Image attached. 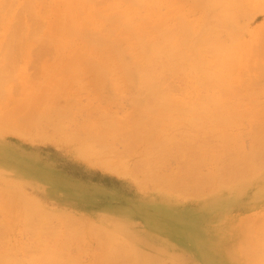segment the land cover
<instances>
[{
	"label": "rangeland",
	"instance_id": "374dc122",
	"mask_svg": "<svg viewBox=\"0 0 264 264\" xmlns=\"http://www.w3.org/2000/svg\"><path fill=\"white\" fill-rule=\"evenodd\" d=\"M171 1L172 0L163 1L164 3L162 4L165 6H162L161 8L162 13L168 14ZM182 1L183 2L180 3L181 5L177 7L176 21H179V17H181L182 19L185 18L184 22H187L188 19L203 23L206 22V18L208 16L207 13L209 10L204 7H198V4L202 1L199 3L197 2L198 4L194 6L193 4L195 3V0ZM20 3L17 6L16 14L17 17H19L18 21L21 23L18 24L19 22L17 21L16 17L10 26V36L13 39L15 37L16 39L13 40L8 35V37L6 38V40L8 39V41L9 39L12 40L11 42L14 45H17V43H15L14 41H19V38L17 39V36L19 34L21 35V33L23 32L22 30H25V26L30 25L31 27V24L35 23L33 24L34 26L32 25V28H35V30H37L41 26V23L43 24V22H41L40 20L38 21L37 18L33 19L34 17L31 16L26 9L27 6L25 5L24 7L23 0H21ZM246 3H252L250 4L252 6L248 7L249 10L252 9V11L250 10L251 14H249V10V13H247V10L245 9L244 13L237 16L238 19H236L235 22L237 21V24L239 22V25L237 26L236 23H232V27L235 30V33H232V36L231 34L229 35L225 33H223L224 36L221 34L218 36L219 38H221V36L223 37L222 41L225 42L224 44L232 45V40L229 38L233 39V36L235 34V36L237 35L235 37L237 38V40L234 39V41H236L233 43L235 48H238L237 45L239 46L241 42L245 45L248 44L249 46H247L250 47L255 40V35L258 32L263 31L264 6L253 10L254 6L258 4V2L251 1ZM22 11L25 14L22 13ZM220 11H223L222 7H220ZM28 17H32L31 19L33 20V22ZM199 17H201V19ZM21 19H24V24ZM14 21L16 22V24L14 23ZM38 23L40 25L39 27ZM205 24H207V22ZM14 25H17L16 29ZM18 25L23 27H19L18 29ZM36 27L38 28L36 29ZM16 32L19 34H16ZM240 33L241 35H238ZM20 35L18 37H20ZM226 35L228 36L226 37ZM262 36L263 39L260 42L264 44V34ZM229 41L230 44L228 43ZM12 43L10 44L9 42L10 46H7L12 47ZM6 44L8 43L6 42L5 45ZM35 44L32 47L33 49L35 47L33 52H35V50L37 49L38 50L36 52L37 54L32 52L35 55H32V58L27 59L26 53L21 51L23 49L20 50V48L18 49L16 48V46L15 48L17 50L13 47L16 51H13L12 48V51L15 52L16 55L9 50L10 48L8 49L9 53H13V56L15 55V57L12 58V54L11 57H9L10 54L6 49L8 47H4L5 49H2V53L0 54L2 55L0 56L1 58H3L4 54H7L8 58L5 57V59H10L11 61H5H7L8 64L12 63L13 65L11 64L9 66L8 64H5V67H9L11 69L13 66L12 71L16 72L14 76L15 78H17V80L14 79V81L16 80L17 82H14L11 85L12 91L9 94L10 100H0V165L2 166L0 168H5L0 169V193H2L0 198L3 196L2 191L8 193L9 196H12L10 195L11 190H9L8 187L13 189L14 186H18L22 192L21 196L24 195L23 197H26L37 203L46 212V214L48 212L49 215H40L39 218H37L36 216L37 219L34 217V219H36L34 226H38L39 229L38 234L34 235V233H32V231L28 228V226L26 227V219H21L22 211L25 212L26 210L24 209L26 207L23 208L20 206V204L23 203V198L18 199L15 195H13V197L11 198L13 201L10 205L11 207H7V209L5 208V211L2 208L0 201V225L3 223L5 225L7 224V222L9 225H6L8 228H6V226L4 227V225L0 226V232L2 231L4 234V236H1L3 234H0V236L2 237V240L0 239V246L2 242V246L5 245L6 247V249L4 248L5 251L9 250L8 252L11 253L13 251H16L15 253L13 252L15 257L16 254L18 256V253H20L18 259L20 258L19 260H24V257L27 256L22 254L24 251V253H26V248L24 250V248L21 247L23 243L25 245V243L28 242L30 245V241L33 242L34 240H37L38 242L36 241L34 243L41 245L42 243L40 240L43 239L42 241H44V243L48 245V249L52 245L51 242H53V240L55 241V244L57 242L63 244L65 243L64 241H67L70 238L73 240H69V244H71V247L74 250L71 254L72 257L74 256V253L76 254L75 257H77L76 260L78 264H94L96 260L100 264H123L124 262V264H126L130 259V256H133V254L131 252L127 253L131 254L128 255V257L127 255L123 256V254H119L118 252L113 251L114 253L119 254L116 257V254H114L110 250L111 243H108L109 245L107 244L108 240L103 241V239H100L103 238L101 236L98 240H101L103 242L96 241L99 234L90 229V224H97L99 226L101 225V227H105L107 231L118 228V230L115 231L116 241L121 245L123 243V245L129 244V248L131 249V251H133L134 254L135 252L139 253L141 255V261L139 262V264H264V247L262 246L264 244V167L262 169H258L257 173L255 171L253 173L254 176H252L253 174H251L250 176H248L249 178L247 177L242 180L240 179L238 183L236 181L235 183L237 184L233 183V185H230V187H218L217 185H215L212 187L213 189L210 188L206 191L203 190L205 192L202 191V196L198 197L193 195L192 190V193L188 191L189 189H192L189 186L180 185L183 187L178 186V188H182L178 189L176 187L170 188L168 184V186H158V184V188L155 182H151V185L149 184V182H147V184H149L148 186L146 182H144V180L141 178V175L137 173L132 175L131 173L133 172L129 171V168L132 169V167L137 162L139 153L143 149V143H140L139 146H136V148L134 147V149L133 147H130V145H127L128 142L126 143L125 139L124 141L122 139V142L121 140L118 141L116 138L112 139L113 135H109L107 136V138H105L107 142L104 139L103 142H100V144L106 143L105 146H109V148L105 147L103 144L101 145H103L104 147H100V140L96 139L98 143L96 142V144H94L95 138H92L94 136H91L92 139L88 138L89 141H87L88 135L86 134L92 131L90 133L93 134L96 132V136L99 132L106 129L105 126L108 125H104L108 121L106 120V118H104L106 117V114H110L107 118L112 121L116 119L128 120V116L132 115L134 110H136L137 108L136 106L140 105L138 109H143L147 106H144V104L147 103L146 99L149 98V94L144 92L147 95H144L142 97L141 93L139 95L142 97L141 98L137 95L138 93H140L137 92L139 91L138 87H136L135 85L126 86V79L123 76V70H115V72H113L114 74L111 72L107 73L105 76L109 79L107 81V84H105L102 89L96 88L95 85H93L94 82L92 80L94 79V75L92 73L82 70L79 74V71H77V77L79 79L76 81H80L79 83H82L81 85L79 83L67 85L66 83L60 88H51L53 89L54 93H66V91L71 93L69 94V96L64 95L58 97L55 103L51 104V109L40 107L39 104L35 101L31 104L30 108L20 109V112L16 111L18 112L17 114H20L19 117L21 118L23 116H27L31 110L35 112H33L35 114L34 116L37 119L39 118L37 120L38 126L33 127L34 125H27V120L17 119V114H14L12 112L15 111L17 107H19V103L22 102L25 96L33 95L34 93L31 85L30 89L26 90L24 88L25 84L22 81V73H25V75H28L29 77L32 75L34 78V76L39 74L40 72V74L36 77L48 78V76H46L47 71L44 69L43 64L60 65L61 63H63V61H65L64 54L60 52L54 53L52 50L50 51L53 53H50V51L48 50L49 48H47L45 44L38 43L36 44L37 46ZM120 47L124 50L125 53V44L121 43ZM75 49L76 45L74 43H70L66 55L73 54ZM40 52L45 53L46 55L42 54V57ZM258 58L259 60H264L262 59L264 58V55H262V58L261 56ZM12 59H14L13 62L17 67H15ZM35 59H38L39 61H36ZM2 66H4V64L0 62V68ZM14 68L17 69L14 71ZM257 71L258 70L254 72V75H252V79H255V82L261 83V85H263L264 76L256 78ZM54 72H61V70L58 69ZM179 72H181V70ZM181 73L183 74V71ZM131 74H129L127 77H138L136 72H131ZM182 74L181 76H179L180 74H178L179 78L183 77L180 79L177 75V77H173L175 76L174 74H172L171 77L169 76L170 78L168 77L167 80L168 84L166 82V89H171L169 91H172L171 93L175 97L183 98L186 102L187 99L192 98L193 94L190 90V87H188V81H185L187 79V71L185 70L184 76ZM242 75L243 74L233 73L229 79H231V81L233 82H239L241 85L242 82L248 80L247 78L248 76H251V73L244 72V75H247L245 77ZM36 77L34 79H36ZM184 77L186 78L185 80H183ZM114 82L118 84L115 86ZM15 85L19 86L20 89H18L20 91L16 90L17 86ZM66 85L68 87H66ZM132 87L137 88V91ZM38 88L39 86L36 87V89ZM101 90H103V92ZM13 91L19 92H17L16 95V93H13ZM215 91L216 90H213L211 92ZM135 93L136 96H138V99L136 98ZM203 93L209 94V92L205 88L201 89L200 91V94L203 95ZM256 93L259 92L256 91ZM117 94L119 95V97L117 96ZM242 96L245 98H242ZM247 96L248 95L246 92H242L241 95H239L238 93L237 95V97L241 98L243 101L248 100ZM74 98L76 100H74ZM132 99H135V101L137 99V103L135 101H132ZM256 99L258 101L256 107H259V109L261 110V108L264 107V94L256 96ZM149 100L150 99H148L147 101ZM11 101H14V103L10 104ZM60 105H63L65 108ZM69 105H72L70 106L71 108L69 107ZM242 105L247 106L246 103H243ZM59 108H61V111L59 110ZM52 109H55L53 111H56L57 109L56 113L53 112V114L51 111ZM59 111L61 112V114ZM103 111H105V115L101 113ZM69 113H72L73 116ZM3 118L6 119L4 120ZM260 118H256L254 119V121L263 122L264 119L262 117ZM101 119H104L105 122L103 120V122L101 121V123H99ZM28 120L30 121L31 118ZM74 120H77L76 123L74 122L76 125L73 123ZM112 121H110V123ZM60 122H63V125H60ZM255 122H251L248 120V118H244L236 126L231 127L230 132L234 135L233 138H238V136L236 135L240 133L241 140H239V142L241 143L243 141L242 145L239 146L237 144L239 142H235L236 140L234 139V142L231 143V146H239V148L245 146L244 148L246 150L244 148L243 150L246 152L249 151L248 148L250 147V145L252 146L254 139L251 128L253 129L252 126ZM94 123L95 125H93ZM90 125H92V127H90ZM102 125H104V129ZM94 126L95 129L99 126L100 127L95 131V129H93ZM86 127H90V131ZM72 129L76 131L74 132V130L72 131ZM77 131L81 132V137H75L72 134L73 132L77 133ZM187 131V127H184L182 129L181 135L180 132L175 133L178 140L182 139L181 141L184 142L185 140L182 136H185ZM79 132L75 135L78 136ZM242 132H244V135ZM83 133H85L87 136ZM180 137L182 138L180 139ZM207 140L209 143H211V145H221V143L218 144V142H220L219 135L214 134ZM85 145L88 146V149H86ZM110 146H114L115 150H113L114 148H112V150H109L111 149ZM214 146L212 147L216 149L217 146ZM173 152L174 153L172 154H175L176 156L177 154L180 155L178 149H174ZM174 157L175 156H173L165 165V168L163 166L160 171H162L161 174L165 173L167 177L173 176L176 180H178V176H180V179L181 177L183 178V176L185 177V175H181V173L184 174L181 167L184 164V158L179 156L180 160L182 159L180 161L179 158ZM175 159L178 160L176 161ZM180 163L182 164L181 166ZM109 165L126 168L127 171L124 169V171L121 173V171L123 170L122 168H120L122 170H118L116 167H109ZM202 166L203 167L200 168L202 176L208 177L214 172V166ZM19 177L22 178L20 179ZM143 182L146 186L141 185ZM44 186H46V188H43ZM166 187H169V189H166ZM173 189H178L179 191H174ZM236 189H244L246 192L245 195H243L238 200V202H235V204H233V206L224 207L221 203H219V207L214 206L210 211L199 210L201 203L212 199H219L222 196L229 194L233 190L237 191ZM183 191L185 195L183 194ZM258 194L263 195L257 197ZM3 197L6 198V195H4ZM9 199L10 198H8V204ZM13 203L15 207L12 205ZM15 203L18 204L16 205ZM166 207H169L173 210V213L177 216L175 219L172 218L170 219L171 221L168 220L169 218L164 213L165 211L167 214H169L166 211ZM8 210L9 213L11 211V215L6 216V211ZM10 216L13 218H9ZM67 218L75 220L76 223L71 222L70 219L67 220ZM198 223L200 227L202 226L201 229L200 227L195 228ZM76 226L80 227V231H78L79 229L76 228ZM2 227L6 229L3 230ZM25 227L28 229H25ZM73 227L78 230H74ZM42 228L44 229V231ZM205 228L207 231L205 230ZM184 229L188 232L192 230L190 231L192 233L193 231H195L196 239L194 241L186 240L183 237V235H186L184 233ZM203 231L206 232L204 233ZM50 232L55 235L59 234L60 237L58 236V238H55V235H51ZM74 232L75 234H73ZM67 233L69 235H73L69 237ZM94 234L97 238H95ZM52 236L54 237V239ZM66 236L69 237L67 240ZM55 239H57L58 241L56 242ZM168 240L171 241L175 246L169 244L167 242ZM2 246L0 247V249L3 250ZM71 247L69 248V252H72ZM9 248H12V250L10 251ZM40 251H43L42 247H40L37 251L38 255L40 254ZM120 256H123L122 258L124 260L121 259ZM132 256L131 260L128 262H131L134 259V256L133 258ZM107 260L108 262L111 260L110 263L106 262ZM117 261L118 263H116ZM133 264H136V262L133 261Z\"/></svg>",
	"mask_w": 264,
	"mask_h": 264
},
{
	"label": "bare ground",
	"instance_id": "6f19581e",
	"mask_svg": "<svg viewBox=\"0 0 264 264\" xmlns=\"http://www.w3.org/2000/svg\"><path fill=\"white\" fill-rule=\"evenodd\" d=\"M20 1L21 0H0V54L2 53V49H5L4 47H8L7 45H9V42L10 44L12 43L11 42L12 40L9 39L8 41V39L6 40V38L8 36L11 37L10 26L13 20H15V18L17 17L16 14L17 6L19 5ZM163 1L164 0H25V1L23 0L24 7L25 5L27 6L26 9L29 12V14L34 17L33 19L37 18V20L38 21L40 20L41 22H43V24L40 22L41 23L40 26L38 23V27L39 26L40 27L39 28L36 27V29L41 28L40 30L38 29L35 30V28L34 29L32 28L34 26L33 24L35 23L31 24V27L30 25L28 26L24 25L25 30H22L24 28L21 29L23 31L22 33L20 31L21 35L16 32V34L20 35V37H18L19 35L17 36V39L19 38V41L18 40H16L18 42L14 41L15 43H17V45H14L12 43L14 46L11 45L12 47L6 48L8 53L9 50L12 51V48L13 47L15 48L16 46V48L18 49L20 48V50L23 49L21 51L26 53L27 59L32 58V55H34L33 53H36L38 50L37 49L35 50V52H33L35 49V47L34 49L32 48L33 45L35 43L36 44L43 43L47 48H49L48 49L49 51L52 50L54 53L60 52L64 54L65 61H63V63H61L60 65L43 64L44 69L47 71L46 76H48V78L36 77L37 75L40 74V72L39 74L34 76V78L36 77V79H34L32 75L29 77L28 75H25V73H22L23 75L22 81L25 84L24 88L26 90L30 89V85H31V87L34 90V93L33 95L25 96L22 102L19 103V107H17L16 110L12 112L14 114H17L18 112H20L19 111L20 109H24V108L28 109L31 107V104L35 101L39 104L40 107H46L47 109H51L52 107L51 104L55 103L58 97L64 95L69 96V94H71L68 91H66V93L64 92L54 93L53 89L51 88L53 87L60 88L66 83L67 85L73 83L75 84L79 83L80 81L78 82L76 81L79 79L77 77L78 76L77 71H79L78 72L79 74L80 71L82 70L85 72L92 73L94 75V79L92 80L94 82L93 85H95L96 88L102 89V87H104L105 84H107V81L109 79L105 76L107 73L109 72L113 73L115 72V70H123V76L126 79V86L135 85L136 87H138L139 91H137V88L132 87L137 92H140L137 94L138 96L142 93L141 96L143 97L144 95H147L145 93H148L149 98L146 97L147 98L146 102L149 103L144 104V106L145 105L147 106L144 107L143 109L141 108L142 110L138 109L140 105L139 106L135 105L137 108L136 110H134L132 115L128 116V120L116 119L112 121L107 118L110 114L107 115L106 113H104L105 111H103L101 113H103L104 115L106 114V117L104 118L108 120L106 124H104V125L108 124L107 126H105L106 129H104V125H102L104 130L102 129L103 131L99 132L95 136L96 132L93 134L90 133L92 132L89 130V128L92 127V125H90V127L88 128L86 127L90 131V132L88 131L89 133H86L88 136L85 133L83 134L87 136V139L95 138L94 144H96L97 140H100L99 141L100 144V142L101 141L103 142V139L105 140V138H107V136L109 135H113L112 139L116 138L118 141L120 140L122 141V139L124 141L125 139L126 140L125 142L126 143L128 142L127 145L128 146L130 145V147L133 148L134 147L136 148V146H139L140 143H143V149L139 153L138 156L139 158L137 162L132 167V169L129 168V171L133 172L131 173L132 175L137 173L142 176L141 178L144 180V182H146V184L147 182H149V184L151 182L153 183L155 182L156 186L158 184H159L158 186H163L168 184L170 188L171 187L178 188V186L180 185L189 186L192 189H189L188 191L192 193L191 192L192 190L193 195L198 197V196H202L203 192L212 188L215 185H217L218 187H222V186L230 187V185L232 186L233 183H235L236 181L238 183L240 179L241 180L245 179L251 174H253L255 171L257 173L258 169L260 168L262 169L264 167V120L263 122L254 121V119L260 117L264 119V107H262L261 110L259 109V107H256V105L258 104L256 96L264 94V84L262 83L263 85H261V83L255 82L256 81L255 79H252V75H254V72L256 70H258L256 78L264 76V60H259L258 58L260 56L262 58V55H264V44L260 42L263 39L262 35L264 34V29L263 31L258 32L255 35V40L251 44L252 46L250 47H248L249 46L248 44L247 46L245 44H242L241 42L242 45L241 44L239 46L237 45L238 48H235L233 45V43L237 40V38H235L237 35L235 36V34L233 36L234 37L233 39L229 38L232 40V41L230 40L232 42L231 43L232 45L224 44L225 42L222 41L223 37L222 36L221 38L218 37L220 34L223 35V33L229 35L231 34V36L233 35L232 33H235V30L232 27V23L234 24L237 22V21L235 22V20L238 19L237 16H239V14L244 13L245 9L247 10V13H249L248 7L252 6L250 5L252 3L248 4L246 2L257 1L258 4L254 6L253 8L254 10L264 6V0H195L193 6L202 1L201 3L198 4V7L200 8L204 7L209 10L207 13L208 16L206 15L207 24H205L206 22L203 23L199 21H194L192 19H188L187 22H184L185 18L182 19L181 17H179V21H176L177 7H179V5H181L180 3L183 1L172 0L168 14H164L161 12L162 6L163 7L165 6L162 4L164 3ZM220 7L223 8L222 12L220 11ZM250 10L252 11V9ZM23 11L22 13H24ZM218 11H220L221 13ZM251 11L249 14H251ZM217 13L220 14L218 15ZM18 18L19 17H17V21ZM199 18L201 19V17ZM21 20L23 21L24 24L25 22L24 19ZM14 23L16 24L15 21ZM20 23L21 22H19L18 24ZM238 25L239 22L237 26ZM16 27L17 25L15 26V29ZM19 27H23V26L18 25V29ZM238 35H241V33ZM227 36L228 35H226V37ZM14 39L16 38L14 37ZM234 39L236 40L234 41ZM230 41L228 42L229 44ZM6 42L8 44L5 45ZM70 43H74L76 45V49L73 54L66 55ZM121 43H124L126 46L125 53L124 50L120 47ZM14 48L13 51L16 49ZM53 52L50 51V53ZM13 53L15 54V52ZM13 53H11L12 58L15 57L16 55L15 54L13 56ZM11 54L9 57H11ZM42 54L44 55L45 53H41V55ZM5 57L8 58L7 54H4L3 58L0 57V62L4 64V66H2L3 68L2 67L0 68V100L8 101L10 100L9 94L12 91L11 85L14 82H17L16 81L17 78H15L14 76L16 72L12 71L13 66L11 69L9 67H5V64H8L7 61H11L10 59L9 60L5 59ZM14 59H12V62L14 61ZM38 59L35 60L37 61ZM11 64L8 65L10 66ZM14 65L15 67H17L15 63ZM8 69H10L11 71ZM16 69L14 68V71ZM58 69H60L61 72H54ZM180 70L181 72L183 71V74L179 72ZM185 70L187 71L188 80L185 78L186 76L184 77L183 80L186 79L185 81L186 82L188 81L187 83L188 87H190V90L192 91L193 94L192 98L187 99L186 102L185 99L183 98L175 97L171 93L172 91L171 92L169 91L171 89L168 88L166 89V82L168 80V77L169 76L171 77L172 74L175 75L173 77H177L178 74H180L179 76H181V74L184 76ZM131 72H136L138 77H134V76L127 77L129 74H131ZM244 72L251 73V76H248L247 78L248 80L243 79L246 81L242 82L241 85L239 82H233L231 81V79H229L233 73L243 74L242 76L244 77L247 76L244 75ZM14 79L16 80L14 81ZM117 84L116 82H114L115 86ZM67 85L66 87H68ZM15 86H17L16 87L17 89L15 88L16 90L20 89L18 85ZM37 86H39L38 89H36ZM204 88L209 92V94H204V93L203 95L200 94L201 89ZM213 90H216L217 92L216 91L211 92ZM101 91L103 92V90ZM241 91L247 93L248 100L243 101L241 98L237 97L238 93L239 95L242 94ZM256 91L259 93H256ZM17 92L13 91V93H16V95ZM117 96L119 97L118 94ZM138 96H136V98ZM242 98L245 97L242 96ZM137 99L136 101L135 99L134 100L132 99V101H135L137 103L138 101ZM148 99L150 100L147 101ZM74 100L76 99L74 98ZM11 103H14V101L13 102L11 101L10 104ZM243 103H246L247 106H243L242 105ZM70 106L72 105H69V107ZM63 108L65 107L63 106ZM53 110L55 109L51 110L52 113L53 112L56 113V111ZM59 110L61 111V108H59ZM176 111H179L180 113ZM33 112L34 111L31 110L27 116H23L22 118L19 117L20 114H17V119L19 120L25 119L28 121V122L26 121L27 125L30 126L34 125L33 127H37L38 126L37 120L39 118L37 119L34 116L35 112L34 113ZM72 113L69 114L71 115ZM30 118L31 120L29 121L28 119ZM244 118H248L249 121L255 122L254 125L252 124L253 129L251 128V131L253 133L252 135L254 138L253 144L251 143L252 146L250 145L251 148L249 147L248 148L249 151L247 152L243 150L245 146L239 148V146L242 145L243 142V141L241 143L239 142V140H241L240 133H238L239 135L238 134L236 135L238 136V138L235 139L233 138L234 135L230 132L231 127L236 126ZM3 119L5 120L6 118ZM103 120L104 119H101L99 123H101V121L103 122ZM76 121L74 120L73 123L74 122L76 123ZM110 121L112 122L110 123ZM62 123L63 122H60V125H63ZM93 125H95V123ZM184 127H187L188 131L185 135L186 137L182 136L185 140L184 142H182L181 141L182 137H180L181 140H178L175 133L180 132L181 135L182 129ZM98 128L95 129L94 126L93 129H95L96 131L98 130ZM73 130L74 129H72V131ZM75 131L76 130H74V132ZM74 132L72 134L75 137H81L80 135L81 132L77 131V133L79 132L78 136H76L75 134L77 133ZM242 133L244 135V132ZM214 134L219 135L220 142H218V144L221 143V145L219 146L217 144L211 145V143L208 142L207 139L212 137ZM91 136L94 137L91 138ZM89 139L87 141H89ZM234 139L236 140L235 142L237 141L239 142L237 143L239 146H234V147L231 146L232 145L231 143L234 142ZM101 144L100 147L103 145L105 146L106 143H104L103 145ZM214 145L217 146L216 149H214L215 148ZM85 146L86 149H88V146L87 145ZM212 146H214V148ZM105 147L109 148V146H105ZM112 148H114V146H112L111 149L109 150H112ZM174 149H178L180 155L177 154L176 156L175 154H172L174 153L173 152ZM113 150H115V148ZM178 155L184 158V162H183L184 167L181 166L182 165L181 163L180 166L182 167L184 172V174L181 173V175L182 176L185 175V177L183 176V178L181 177L180 179V176H178V180H176L175 177L173 176L167 177L165 173L161 174L162 171H160V169L163 166L165 168V165L168 163V161H170V159L173 156L179 158L180 160V157ZM202 165L214 166V172L210 174L208 177L202 176L201 174L202 172L200 171V168L203 167ZM0 167L2 166L0 165ZM109 167H116V166L109 165ZM116 168L119 170L122 167H116ZM0 169H5V168H0ZM122 169H120L122 170L121 173L124 171V169L126 170V168H122ZM252 176H254V174ZM19 178L21 179L22 177ZM144 182L141 184L142 186H146ZM149 184L147 185L149 186ZM43 188H46V186H44ZM8 189L11 190L10 195L12 196H9L8 193L2 191L3 196L6 195V198L3 196L0 198L2 208L5 211V208L7 209V207H11L10 205L13 202L11 198L13 197V195H15L18 199L23 198L22 199L23 203L20 202L21 203L20 206L23 208L26 207L24 208L26 210L25 212L22 211L21 219L22 220L26 219L25 220L27 223L26 227L28 226V228L32 231V233H34V235H37L39 229L38 226L37 227L34 226V223L36 219L39 218L40 215L44 216L46 212L34 201L26 197H23L24 195L21 196L22 192L18 186L17 187L14 186L13 189L8 187ZM166 189H169V187H166ZM184 191L183 194L185 195ZM233 191L227 195L222 196L219 199H214V200L212 199L204 203H201L199 210L210 211L211 208H213L214 206L219 207L218 206L219 203H221L224 207L233 206V204H235V202H238V200L243 195H245L246 192L244 189L237 191L233 190ZM1 195L2 193H0V196ZM262 195L263 194H258L257 197H260ZM8 198H10L9 204H8ZM18 203L15 204L17 205ZM12 205L15 207L14 203ZM166 211L170 214L169 215L164 211L166 216L169 218L168 220L172 218L175 219L177 217L173 213V210L170 209L169 207H166ZM6 212H7L6 216L11 215V211L10 213L9 210ZM34 217L36 219H34ZM9 218H13V217L10 216ZM68 219H70L71 222L76 223L75 220H72L71 218H67V220ZM2 225H4V223L1 224L0 226ZM6 225H8V222L7 224L4 225V227ZM90 225H91L90 229L92 231L94 230L100 235L99 236L96 233L98 235L97 238L96 235L94 234L95 238H97L96 241L103 242L108 240L107 244L111 243L110 250L112 252L114 251V252H118L119 254H123V256L131 255V254H127L131 252L134 256V259L131 262H128L131 260V256H132L131 255L128 261L125 260L127 261L126 264L129 263L133 264V261L136 262V264H139V262L141 261V255L136 252L134 254L133 251H131V249L129 248L130 247L129 244L123 245L124 244L123 243L121 245L120 243L118 244V242L116 241L115 231L118 230V228L112 229L111 231L110 230L107 231L106 228L101 227V225L100 226L97 224H90ZM79 226H76V228H78L79 230L73 227L74 230L80 231ZM4 227H2L3 230L8 228L7 226L6 228ZM26 227L25 229H28ZM199 227L200 225L198 223V225H196L195 228H199ZM190 231L188 232L187 230L184 229V233L186 234L185 235L186 237L184 235L183 237L186 240L194 241L196 239L195 231H193V233ZM1 232L0 234H3V232L2 233ZM52 234L53 233H51V235ZM73 234H75V232ZM72 235L68 234L69 237H71ZM1 236H4V234ZM58 236L59 234L55 235L54 237L58 238ZM68 236H66V240L69 238ZM101 236L103 238H100ZM99 238L103 239V241L98 240ZM0 239L2 240V237ZM42 240L43 239L40 240L42 243L41 245L34 243L37 240L36 241L34 240L33 242L30 241L31 243L30 245L28 242L25 243V245L23 243L25 247L21 245V247L24 248V250L26 248V253H27V248H28V253L30 252L29 255L28 253L27 254L24 253L25 251L23 250L24 252L22 254L27 256L24 257L25 258L24 260H19L20 258L18 259L20 253H18V256L16 254L15 257L14 253L16 251L15 252L13 251L14 253L8 252L9 250L5 251L6 247L5 245H3L4 246L3 247L2 246L3 243L1 242V246L4 251L0 249L1 251H3V252L0 251V264H78L76 260L77 257H75L76 254L74 253L73 257L71 254L73 253L74 250L71 247V244H69V242L72 241L73 239L69 238L67 241H64L65 243L63 244L60 242L58 243L57 242L58 240L55 239L57 243L55 244L54 240L53 242L50 241L52 245L48 249H47L48 245H46V243H44V241ZM167 242L175 246L171 241L168 240ZM53 243L55 244V246ZM69 245L72 248V252H69V248H70ZM262 246L264 247V244ZM40 247L43 248V251L42 252L40 251L39 252L40 254L38 255L37 251L39 250ZM9 249L10 251L12 250V248ZM29 250H31L33 253ZM118 253H114L116 254V257L117 255H119ZM122 257L121 259H123ZM110 261L108 262L107 260L106 262L110 263ZM116 263H118V261ZM94 264H100V263H98L96 260Z\"/></svg>",
	"mask_w": 264,
	"mask_h": 264
}]
</instances>
